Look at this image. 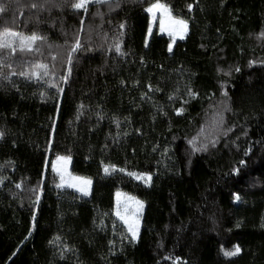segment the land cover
Returning a JSON list of instances; mask_svg holds the SVG:
<instances>
[{"label":"trees","instance_id":"16d2710c","mask_svg":"<svg viewBox=\"0 0 264 264\" xmlns=\"http://www.w3.org/2000/svg\"><path fill=\"white\" fill-rule=\"evenodd\" d=\"M160 1L188 23L171 52L156 28L145 43L154 0L111 11L92 3L87 13L74 0L51 13L31 7L42 0H0V31L47 38L32 52L0 50L17 73L0 80V264H264V0ZM38 63L47 77L18 75ZM194 137L206 151L193 152ZM57 155L91 179L89 196L56 187L48 159ZM116 190L144 203L135 242L114 215ZM236 245L238 255H223Z\"/></svg>","mask_w":264,"mask_h":264},{"label":"snow or ice","instance_id":"6c2138e0","mask_svg":"<svg viewBox=\"0 0 264 264\" xmlns=\"http://www.w3.org/2000/svg\"><path fill=\"white\" fill-rule=\"evenodd\" d=\"M67 0H42L41 3H33L31 7L33 9L40 8L41 10H46L49 13H51L52 10L54 9H61L63 4L66 3ZM95 3L97 5H107L109 10H113V6L116 8L120 7L121 5V0H74L73 3H71V8L76 9V10H83L84 13H87L89 11V5ZM188 9L191 11L192 10V5H188ZM6 11V6L5 5H0V14L4 13ZM145 12H147L152 20H155L156 14L159 13V20H160V29L161 31H167L169 36L173 38V42L175 41V38L178 36L180 39H183L188 28V23L186 20L182 18H178L172 15V10L169 8V6L165 3L160 2V0H154V2L150 3L145 9ZM16 21H14L15 23ZM5 24H7V21H4ZM84 21L81 20V24H83ZM121 29L125 27L124 24H120L119 26ZM151 20L149 22V34L151 33ZM82 30V29H81ZM264 36V33L261 34ZM46 37H42L38 35L36 32H33L31 35H25L23 32L20 31H15L12 30L10 27H4L2 31H0V50H8L12 55H14L17 50L19 52H32L36 49H34V44L37 41H44L46 40ZM147 46V41L145 42ZM49 47H51L49 45ZM82 47L81 41L79 37L76 38V41L74 44H72L70 50L67 53V63H68V72L69 74L71 73V66L73 63V58L74 55L80 50ZM115 50L117 54L124 55L121 51V46L120 43L117 41L114 44ZM169 52L172 51V44L170 43L168 46ZM9 55H2L0 54V80L11 83L12 82V77L16 76L17 73L12 70V64L8 63L7 61L9 60ZM52 60H56V56H52ZM250 64L254 63L252 61L249 62ZM8 68L9 71L5 73L3 69ZM42 70V75L44 77H47L49 75V66L47 64L43 63H38L33 66V70L31 71H21L18 73L19 76L21 77H36L37 79L41 78V71ZM237 72L240 70L239 68L235 69ZM218 71H222L219 70ZM229 73H225V75H228ZM61 79L64 80L65 83H67V76H62ZM52 87H56L57 91L60 93L64 92L63 88L57 87L55 83L51 85ZM149 88L151 90V86L149 85ZM190 91V94H194ZM225 97H227L228 93L223 92L222 93ZM230 108L227 104H224L223 111H229ZM180 110H177V113L179 114ZM217 118L214 119L213 126H214V131L221 130L223 128V125L225 123L223 112L217 113L216 114ZM225 131H231V129H227ZM204 133L203 128L201 129V133L198 135H201ZM6 133L3 130H0V139H3ZM205 141L208 140V137H204ZM210 143L214 146L216 143V140L210 141ZM189 144L192 145V150L193 152H199V151H206L208 148V143L201 142L199 146H197V138H193L192 140L189 141ZM251 151V149H248L245 152V155H248V153ZM70 157L68 156H57L56 160L52 162L51 164V169L52 172L59 178V183H56L57 188H63L65 186L67 187H73L76 188V190L83 195H88L89 194V187L92 183L90 179L83 178V177H74L72 176L67 169V165L70 161ZM8 163H11L9 161ZM246 161L245 160H240L239 164L241 166L245 165ZM3 166H0L2 168ZM110 169L111 171H125L124 169H117L115 165H105L104 166V172L105 174H110ZM234 174H239V168L233 170ZM127 175L132 176L136 179H143L144 182L150 183L151 182V175L148 174H139L137 175L136 173L133 172H128ZM2 177H0V183L3 182ZM16 188L20 189L22 188V183H17L15 185ZM35 191V190H33ZM234 196V199L239 201L241 197L237 193L232 194ZM126 196V194H123L121 192L116 193V201H117V208H116V216L123 221L124 225L127 227V232L131 237V241L135 242L138 238L139 235V230H140V222H139V214L142 212L144 208V203L140 200H137L135 197L131 196H126V200L134 203L135 205V211L129 214L128 212V204H125V211H121V197ZM34 203L39 204V196H37L36 200ZM33 221L36 219L35 213H33L32 216ZM239 226V225H237ZM35 227V225H33ZM29 235H31V230L29 232ZM56 239H59L57 237ZM49 243H52L50 241ZM68 250V249H66ZM223 255L225 257H232L236 256L241 252V249L239 245L234 246L232 250H224L223 248L221 249ZM64 258L63 253H61V259ZM167 259V257H166ZM179 260V258H177Z\"/></svg>","mask_w":264,"mask_h":264},{"label":"rangeland","instance_id":"374dc122","mask_svg":"<svg viewBox=\"0 0 264 264\" xmlns=\"http://www.w3.org/2000/svg\"><path fill=\"white\" fill-rule=\"evenodd\" d=\"M161 2V1H160ZM149 15V14H148ZM173 15V14H172ZM159 16H160V14L159 13H157L156 14V19L155 20H152V18L150 17V15H149V22H150V20H151V24H152V27H151V33L149 34V31H148V29H149V25H148V29H147V34H146V41H148L149 40V38H150V36L152 35V33L154 32V30H155V28L157 29V31H158V33L159 34H163V35H165L166 37H168V39H169V44L171 43L172 44V48H173V45H174V43L177 41V40H182V39H180L178 36L175 38V41L173 42V38L171 37V36H169V34H168V32L167 31H161V29H160V20H159ZM174 16V15H173ZM187 32H188V28H187ZM187 32H186V34H187ZM186 34H185V36H186ZM185 36H184V38H185ZM183 38V39H184ZM169 44H168V46H169ZM58 156V155H57ZM57 156H54V157H50L48 160V162H50V166H51V164H52V162L53 161H55L56 160V157ZM59 156H64V155H59ZM69 157V156H68ZM70 165H71V159H70V161H69V163H68V165H67V169H68V172L72 175V176H74V177H83V178H87V179H90V178H88V177H85V176H82V175H77V174H74L73 172H71V170H70ZM126 174L128 173V172H133V173H136L137 175H139V174H142V173H144V172H135V171H124ZM144 174H148V175H151V174H149V173H144ZM132 177V176H131ZM151 177H152V175H151ZM134 178V177H133ZM135 180H137V181H139V182H142V183H144V184H146L145 182H144V180L143 179H136V178H134ZM91 180V179H90ZM150 183H147L146 185H149ZM91 185H92V183H91ZM91 185H90V187H89V194H90V191H91ZM65 187H67V186H65ZM67 188H71V189H73V190H75V191H77L76 190V188H73V187H67ZM121 192V193H123V194H126V196H131V197H135L137 200H140L139 198H137L136 196H134V195H132V194H129V193H126V192H124V191H122V190H116L115 192H114V209H113V212H114V215L116 216V214H115V212H116V208H117V201H116V193L117 192ZM78 192V191H77ZM79 194H81L82 196H85V195H83L82 193H80V192H78ZM89 194L88 195H86V196H89ZM126 196H122L121 197V211L122 212H124L125 211V204L127 203L128 204V212H129V214H131L132 212H134L135 211V205H134V203H132V202H130V201H127L126 200ZM141 201V200H140ZM143 211H144V208H143V210H142V212L139 214V222H140V227H141V218H142V215H143ZM117 217V216H116ZM118 218V217H117ZM119 219V218H118ZM120 220V219H119ZM121 221V220H120ZM122 222V224L124 225V223H123V221H121ZM125 226V225H124ZM125 228H126V230H127V227L125 226ZM139 232H140V230H139ZM139 236V235H138ZM138 239V238H137ZM137 241V240H136Z\"/></svg>","mask_w":264,"mask_h":264}]
</instances>
